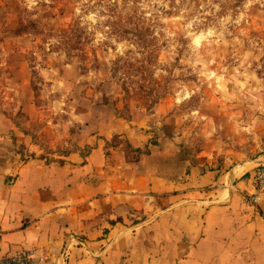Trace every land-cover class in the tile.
I'll list each match as a JSON object with an SVG mask.
<instances>
[{"label": "crops", "instance_id": "1", "mask_svg": "<svg viewBox=\"0 0 264 264\" xmlns=\"http://www.w3.org/2000/svg\"><path fill=\"white\" fill-rule=\"evenodd\" d=\"M7 91L0 254L27 248L38 264H264V213L244 201L264 152L218 161L159 134L165 122L150 111L108 117L107 101L81 118L57 116L25 95L11 107Z\"/></svg>", "mask_w": 264, "mask_h": 264}, {"label": "rangeland", "instance_id": "2", "mask_svg": "<svg viewBox=\"0 0 264 264\" xmlns=\"http://www.w3.org/2000/svg\"><path fill=\"white\" fill-rule=\"evenodd\" d=\"M232 1L0 0V88L57 116L150 111L183 148L243 161L264 152V0Z\"/></svg>", "mask_w": 264, "mask_h": 264}, {"label": "built area", "instance_id": "3", "mask_svg": "<svg viewBox=\"0 0 264 264\" xmlns=\"http://www.w3.org/2000/svg\"><path fill=\"white\" fill-rule=\"evenodd\" d=\"M255 190L244 194V201L264 213V162L255 167ZM0 264H38L30 249L22 248L16 252L0 254Z\"/></svg>", "mask_w": 264, "mask_h": 264}, {"label": "trees", "instance_id": "4", "mask_svg": "<svg viewBox=\"0 0 264 264\" xmlns=\"http://www.w3.org/2000/svg\"><path fill=\"white\" fill-rule=\"evenodd\" d=\"M170 1L175 3V0H170ZM241 1L242 0L232 1V2H230L229 6H231L232 8L236 7ZM85 33L86 32L79 25L78 21L75 22L72 31L70 32V34H68V38L71 41H73L72 43H73L74 47H77L83 38L88 37ZM137 34L140 37V39L143 40L144 43H147L146 34H143L141 31L137 32Z\"/></svg>", "mask_w": 264, "mask_h": 264}]
</instances>
